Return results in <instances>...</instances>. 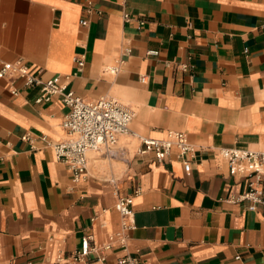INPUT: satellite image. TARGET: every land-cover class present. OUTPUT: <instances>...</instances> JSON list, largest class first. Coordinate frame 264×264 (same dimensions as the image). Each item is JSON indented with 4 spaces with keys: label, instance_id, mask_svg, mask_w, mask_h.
Instances as JSON below:
<instances>
[{
    "label": "crops",
    "instance_id": "1",
    "mask_svg": "<svg viewBox=\"0 0 264 264\" xmlns=\"http://www.w3.org/2000/svg\"><path fill=\"white\" fill-rule=\"evenodd\" d=\"M1 1L2 62L44 80L69 77L85 102L114 98L136 116L134 134L91 152L74 183L43 140L67 139L70 109L58 97L37 104L39 88L0 78V264H80L72 256L85 236L105 245L121 229L118 195L134 198L133 228L126 249L103 251L107 264L127 255L139 264H264V204L251 211L237 201L250 178L231 176L220 155L264 152V0ZM170 131L194 149L189 174L175 150L162 163L138 154L140 137Z\"/></svg>",
    "mask_w": 264,
    "mask_h": 264
},
{
    "label": "built area",
    "instance_id": "2",
    "mask_svg": "<svg viewBox=\"0 0 264 264\" xmlns=\"http://www.w3.org/2000/svg\"><path fill=\"white\" fill-rule=\"evenodd\" d=\"M2 1L0 0V12ZM125 19L130 17L125 15ZM88 23L82 21L81 25ZM158 52L151 51L149 55H157ZM77 72H82L86 66L84 54L76 55L74 58ZM112 73L117 72V68H111ZM18 77L24 82L26 87L39 88L37 104L50 102L53 97H58L70 109L66 116L63 127L67 132V139L58 144H51L44 137L48 148L55 152L56 159L65 164L72 173V180L78 183L85 179L88 173L89 154L98 151L101 147L107 150L113 149L118 137L121 135L134 134L131 131V123L136 114L134 111L124 106L114 98H101L94 102H85L69 89V77L55 75L49 80H44L41 73L34 74L21 62L14 64L2 62L0 60V78ZM142 83L147 82V78L142 76ZM13 95L18 92L13 90ZM24 140L30 138L25 136ZM141 148L139 155L152 153L155 155L157 163L164 162L175 150L177 158L182 162L187 174L191 172V160L189 156L194 151L188 137L183 132H168L165 140H154L140 137ZM220 155L228 165L231 176H242L250 178L249 190L246 194L238 198L237 201H250L252 206L249 210H255L256 205L264 204V152L250 151L242 149H221ZM133 197L117 196L115 210L122 218L121 229L110 237L105 245L98 244L92 236H85L82 239L80 250L76 251L72 260L80 264H89L88 258L96 255L100 264H107L103 251L110 250L114 242L126 249L128 242V231L133 228ZM118 264H139L137 258L129 255L118 260Z\"/></svg>",
    "mask_w": 264,
    "mask_h": 264
}]
</instances>
